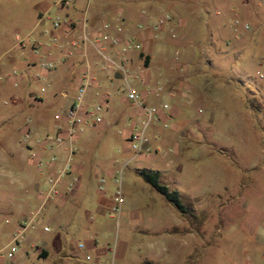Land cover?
<instances>
[{
  "label": "rangeland",
  "instance_id": "obj_1",
  "mask_svg": "<svg viewBox=\"0 0 264 264\" xmlns=\"http://www.w3.org/2000/svg\"><path fill=\"white\" fill-rule=\"evenodd\" d=\"M57 1L0 0V249L16 229L19 212L29 216L39 208L28 232L33 242H52L49 257L39 258V264H105L113 249V264L148 260L156 264H264L260 256L248 257L251 250L264 247V1L191 0L178 18L170 11L153 13L151 47L156 51L158 44H164L170 64L178 69L180 52L193 50L198 60L190 66L200 71V86L209 97L185 98L182 113L165 127L158 126L173 135L170 142L156 140L150 125V151L135 156L122 128L111 123L101 108L107 124L79 130L71 156V169L81 176L84 187L76 197L56 204L48 215L59 196L43 199L40 193L46 187L45 177L33 166L28 143L21 138L27 126L35 128L31 111L13 97L26 88L25 72L10 64L9 56L19 54L20 43L28 49L38 40L36 30L31 29L39 18L49 27L54 18H65L66 8L74 3L79 7L76 16H82L87 4V0H69L64 7ZM143 2L138 0L137 6ZM96 3L90 0L87 12ZM166 13L171 17L154 26L157 17ZM191 25L193 36L188 32ZM18 81L19 86L14 84ZM129 81L133 83L132 78ZM32 88L38 86L33 83ZM108 93L109 101L128 107L121 80ZM55 110H46L50 121ZM181 126L197 133L205 149L220 148L216 156L193 160L198 144H188L182 153L189 141H180ZM138 127L139 122L133 123L131 131ZM123 161L122 209L113 213L109 197L117 189L115 177ZM142 167L162 170L160 182L178 190L185 212L137 174ZM101 177L102 190L98 186ZM104 195L106 203L99 211L98 198ZM170 228L173 245L163 237ZM162 243L166 247L160 251ZM22 258L26 257L18 253L12 263ZM26 261L33 264L31 257Z\"/></svg>",
  "mask_w": 264,
  "mask_h": 264
},
{
  "label": "crops",
  "instance_id": "obj_2",
  "mask_svg": "<svg viewBox=\"0 0 264 264\" xmlns=\"http://www.w3.org/2000/svg\"><path fill=\"white\" fill-rule=\"evenodd\" d=\"M120 1L121 0H96L97 3L92 10L90 12L83 11V15L80 17L76 16L79 7L74 3L71 9L66 8L65 10V18L75 21L71 25L63 21L59 27H54L53 23L51 26L46 27L45 21L39 18L31 30H36L37 41H40L42 45L35 46L34 42L26 49L25 44L20 43L17 45L21 50L19 54L9 56V63L25 72L24 84H26V88H20L13 97L16 101L21 102L30 109L32 123L35 127L32 130L36 133L52 132L56 129V125L63 121L56 119L54 115L57 112H63L71 103L79 83L80 74L86 68V65L90 67L93 73V79L85 94V108H94L98 102L103 101V96L108 93L109 88L114 86L116 80H121L123 83L121 75L119 74L120 76H116L117 73L120 72L115 70L112 72L101 67L100 59L91 46H87L85 50H83L80 45L76 47L72 54L67 53V42L70 39L79 41L81 21L84 16H86L88 25L94 34L98 33L100 30L102 31V24L106 22L109 24V34H132L134 42L140 43L139 48H133L128 53L131 57L129 63V67L132 70L130 78L133 79L131 85L145 102L154 103L158 107L159 119L151 124L152 128H154L153 136L156 137V140L164 143L171 141L173 135L165 129H160L158 126L161 125L165 127L164 121L167 122L174 115L179 116L182 113V104L187 101L185 98L189 100H205L209 97L208 93L200 86L202 78L200 71L190 66L193 64L197 65L198 60L193 50H183L180 52L182 62L181 68L179 67L178 69L170 64L164 44H158L156 51L151 47V23L153 13L170 11L175 18H178L183 15V11L186 8H189L191 0H143L144 4L142 6H137L136 2L138 0H126L128 3L125 6L120 5ZM155 22L153 23L154 26ZM170 24L171 26L174 25V23ZM192 28L194 30L193 25H191L188 30L191 36L196 33L192 31ZM54 35L58 36L59 41L63 44L62 47L55 45L51 40ZM121 46L122 45L119 44L116 48H120ZM47 59H52L54 61L55 70H48L41 65V62ZM33 83L38 86L36 90L32 88ZM16 84L19 86L20 81L16 82ZM158 84L162 86V90L152 91ZM123 97L127 101L128 107H122L116 102L112 103L109 101V97L106 105L103 107L106 109L111 123L117 124L122 128L123 138L128 141L130 146L129 136L132 132L131 126L133 123L138 122L140 110L131 104L126 98V95ZM164 104H166V106H163ZM50 108L56 109L53 114L54 119L51 121L46 111ZM179 129L180 141H189L182 146V153L189 145L198 144L199 149L193 155V160L204 159V157L209 154H211L212 157L216 156V151L218 152L220 148L211 149V151H209L203 147V139L199 138L197 133L186 127L183 128V126ZM77 137L79 138L80 135H76L75 139H77ZM148 151H150L149 145ZM58 152L62 162V159L68 152L67 146H61ZM74 152L75 148L73 154ZM82 168L83 167L80 166L78 167L80 171ZM142 168L151 169L147 167ZM142 168H137L136 172L138 175V171ZM71 170L72 171L64 175L62 183L59 185L60 191L57 194L59 196L58 203L51 205V208L48 210V215L53 214L51 211L56 209V204L61 205L64 199L76 197L78 192L83 189L84 184L80 178L81 176L74 175V168ZM151 170L158 171L159 178L161 177V169L156 168ZM74 177L76 178L75 181H73ZM101 178L98 180V186L102 190L104 178L102 184H100ZM34 187L39 190L38 183H35ZM103 192H105V190H103ZM114 194L115 192L110 195L108 206L113 204ZM98 199V209L102 211L104 208L102 204L106 203L105 200L107 198L104 195L102 197L99 196ZM60 205L59 207H61ZM20 208L19 211L21 210ZM150 211L157 215L154 208L150 207ZM179 216L184 223V217L180 212ZM23 217L22 213L19 212L17 223ZM175 228L179 229L177 226H175ZM182 229L183 227L181 226L180 232L183 231ZM171 232V228L166 231L164 230L163 237L169 244L173 245L175 242H173V234ZM253 240L256 242L255 239ZM51 243L50 239H42L38 242L32 241L30 244L24 245L21 254L26 258L31 257L33 259V264H39V258L46 259L49 257L52 247ZM162 244L160 251H163L166 247V243ZM112 252V258H108L105 264H113L115 261V250L113 249ZM249 255L248 257L260 256L264 258V247H262L261 250H251ZM26 258L24 260L23 258L19 259V263L14 261L12 264H27ZM0 264L5 263L0 262Z\"/></svg>",
  "mask_w": 264,
  "mask_h": 264
},
{
  "label": "built area",
  "instance_id": "obj_3",
  "mask_svg": "<svg viewBox=\"0 0 264 264\" xmlns=\"http://www.w3.org/2000/svg\"><path fill=\"white\" fill-rule=\"evenodd\" d=\"M264 1V0H260ZM62 6L68 5L69 0H58ZM90 0H87L85 12L87 11ZM171 17L169 13L161 14L155 20V26L164 23ZM65 21L68 25L73 24L75 21L72 19H61L60 17L54 18L52 21L54 27H59ZM102 31L92 33L88 25L86 16L81 21V33L79 41L70 39L67 42V53L72 54L76 47L82 46L83 50L87 46H91L100 59V65L103 69L109 71L120 72L123 84L126 90V98L132 105L140 110V118L138 120L139 127L135 128L129 136L130 148L133 150V155H138L148 150L147 129L150 125L159 119L158 107L154 103H148L143 100L140 94L134 89L130 83L132 70L129 67L131 57L128 55L129 51L133 48H139L140 43L134 42L132 34H109L108 23L102 24ZM51 40L55 45L62 47L63 44L59 41L58 36H52ZM120 48H116L118 45ZM35 46H40L42 43L36 41ZM41 65L48 70H55V63L52 59L43 60ZM93 73L88 65L80 74L79 83L76 87L75 95L71 103L61 113H55L56 119L63 120L56 125V129L52 132L36 133L30 127H26L21 135L24 142L28 143V152L32 164L38 173L43 174L45 177L46 187L40 190L43 199H48L52 195L59 193V185L62 183L64 175L71 171V156L74 151V142L77 132L84 126H94L99 123L107 124V121L100 115V110L106 105L109 93L103 96V101L98 102L94 108H85L84 99L88 87L91 85ZM16 84V82H14ZM162 86L158 84L152 91H160ZM163 106H166L164 104ZM164 125L167 122L164 121ZM61 146H67V154L62 159L59 157V150ZM126 161H123L117 169V189L114 194V202L110 206V211L119 213L122 209V199L120 187L122 183V171ZM76 178L74 177L73 181ZM103 178L100 179L102 184ZM39 214V208L32 211L30 215L21 218L16 226V229L11 233L10 239L5 248L0 249V262L5 264H12V259L16 254L23 251L25 244L32 242V237L29 234V228L33 227L34 220ZM48 230V226L43 227ZM88 257V256H87Z\"/></svg>",
  "mask_w": 264,
  "mask_h": 264
},
{
  "label": "trees",
  "instance_id": "obj_4",
  "mask_svg": "<svg viewBox=\"0 0 264 264\" xmlns=\"http://www.w3.org/2000/svg\"><path fill=\"white\" fill-rule=\"evenodd\" d=\"M138 173L146 182H148L152 187H154L158 192H160L169 202L174 204L181 212H185L183 204L180 200L178 190L170 189L167 185L161 183L159 180L158 171L142 168L138 171ZM144 264L156 263L152 262L151 260H148Z\"/></svg>",
  "mask_w": 264,
  "mask_h": 264
},
{
  "label": "water",
  "instance_id": "obj_5",
  "mask_svg": "<svg viewBox=\"0 0 264 264\" xmlns=\"http://www.w3.org/2000/svg\"><path fill=\"white\" fill-rule=\"evenodd\" d=\"M119 74H120V73H117V75H116V76H120Z\"/></svg>",
  "mask_w": 264,
  "mask_h": 264
}]
</instances>
